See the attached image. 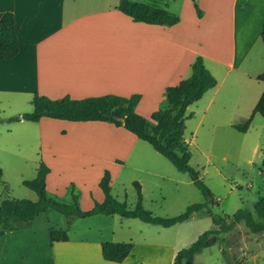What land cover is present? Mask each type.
I'll use <instances>...</instances> for the list:
<instances>
[{
  "label": "crops",
  "instance_id": "obj_1",
  "mask_svg": "<svg viewBox=\"0 0 264 264\" xmlns=\"http://www.w3.org/2000/svg\"><path fill=\"white\" fill-rule=\"evenodd\" d=\"M121 1L0 0V20L8 12L14 15L19 47L15 57L0 59V104L12 107L31 101L32 105L35 94L53 100L139 94L136 112L151 119L154 112L164 109L161 105L165 100L167 103L166 89L191 75L192 64L198 56L203 57L205 66L218 81L201 99L205 100L206 110L213 107L223 88L225 97L236 98V105L243 100L258 102L259 93L264 90L255 83L256 77L264 72L261 39L264 0H194L199 3L203 16L199 18L191 9L189 23L183 13L178 16L168 7L160 6L157 0L159 7L179 17V22L172 26L137 22L119 9ZM189 2L193 1L183 0L185 6ZM207 22L213 27L206 28ZM57 120L44 117L38 122L19 120L10 124L27 121L43 126L55 124ZM113 125L105 124L110 128ZM130 140L132 145L125 154L124 145L119 143L113 156L120 166L140 146L141 139L134 134ZM86 141L89 142L87 138L80 139L73 147L42 141L44 159L57 167L54 174L53 166L45 163L50 168L47 191L51 189L62 197L70 182L77 181L83 192H88L78 177H90L98 158L106 156L97 154L98 144L90 145ZM137 170L167 179L157 172ZM104 172L97 178L94 191L100 203L105 198L99 186ZM138 183L143 194V183ZM115 215L67 219L65 228L61 229L67 231L68 240L63 242L51 241L50 231L54 228L47 227L45 232L35 228L39 216L28 223L11 222L7 229L0 227V264H141L136 258V244L121 263L103 258L102 243L123 242L116 240L112 226L113 229L106 227ZM76 223L80 227H75ZM142 248V260L163 252L158 245L145 244Z\"/></svg>",
  "mask_w": 264,
  "mask_h": 264
},
{
  "label": "rangeland",
  "instance_id": "obj_2",
  "mask_svg": "<svg viewBox=\"0 0 264 264\" xmlns=\"http://www.w3.org/2000/svg\"><path fill=\"white\" fill-rule=\"evenodd\" d=\"M136 1L150 3V0ZM191 1L187 6L183 0H160L159 4L168 7L178 16L183 13L189 23L191 9L198 16L196 5L199 6L197 1ZM207 26L213 27V24L207 22ZM255 83L264 88V82ZM260 92L262 95L264 90ZM224 93L225 88L208 110L204 106L205 100L189 106L185 120L184 137L192 153L190 164L200 171L201 178L216 201L211 211L202 209L189 220L168 228L144 223L140 219L121 218L119 215L108 220L110 225L106 224V227L115 229L116 240L136 244V258L141 264H172L174 253L191 246L203 233L218 229L213 223V216L231 221L232 218L227 217H232L238 210L254 213L255 203L264 197V117L256 114L248 131L239 132L235 126L243 125L250 119L257 101L251 103L243 100L236 105V98L225 97ZM30 102L24 101L12 107L0 104V170L3 174L0 179L1 200H37L36 193L23 182L36 177L42 162L51 164L54 174L57 171L51 161L44 159L42 141L73 147L78 145L76 143L80 139L87 138L89 142L85 143L98 144L97 154L105 153L106 158H98V165L90 168L93 170L90 177H78V182L86 184L88 192H83L77 181L70 182L62 197L50 189L49 195L58 201L71 203L73 196H77L82 209L94 207L98 201V195L94 193L97 178L108 170L112 175V194L117 200L126 202L129 209H134L136 205V181L143 183V205L154 216L170 218L180 215L190 205L206 203L205 197L192 183L189 175L178 171L145 141L140 140V146L132 150L123 166L118 165L113 156L118 151L119 143L124 145V154L132 145V134L124 128L116 129L113 124L112 128L105 126L111 123H73L64 120L43 126L27 121L13 125L7 121L12 116L31 113L33 108ZM166 106L165 100L161 108ZM137 168L163 174L167 179L141 172ZM39 217L35 222L39 232H45L47 227L56 230L65 228L70 218L54 210L41 213ZM77 223L75 227H80ZM215 236L217 242L195 257L196 264H264V232L252 233L244 222H239L230 232ZM145 244L154 247L158 245L163 252L142 260L140 254Z\"/></svg>",
  "mask_w": 264,
  "mask_h": 264
},
{
  "label": "trees",
  "instance_id": "obj_3",
  "mask_svg": "<svg viewBox=\"0 0 264 264\" xmlns=\"http://www.w3.org/2000/svg\"><path fill=\"white\" fill-rule=\"evenodd\" d=\"M157 0L147 2H135L122 0L119 9L137 22L147 24L172 26L179 22V17L172 15L166 9L159 7ZM198 16H202V10L196 5ZM261 39L264 42V26L261 31ZM19 47L15 28V18L12 13H6L0 20V59H11L18 54ZM192 73L188 78L180 81L176 86L166 89L167 106L154 112L149 121L136 112V106L141 95L131 97L118 95H103L85 99H71L64 97L53 100L46 96L35 94L31 113L22 116H13L7 119L9 123L19 120L38 122L44 117L67 120L71 122H108L148 142L154 150L167 158L175 168L187 173L193 184L200 190L206 199V203L193 204L180 215L166 218L154 216L146 210L143 205V194L138 182H134L137 191V202L134 209H129L126 202H121L112 194L111 173L105 170L99 186L104 193L103 202H95L91 210L85 211L80 207L77 196H73V202L63 203L49 195L46 188V178L50 168L42 162L37 176L33 180H26L23 184L34 191L37 200L0 197V227L7 229L11 222L28 223L33 221L43 212L54 210L70 218H87L95 215H114L123 218H135L141 221L159 225L165 228L183 223L189 220L194 213L214 206L216 201L210 188L201 178L199 170L191 166L192 153L186 142L185 120L189 106L202 99V97L218 84L215 76L207 69L202 56H198L192 64ZM256 79L264 82V72ZM259 114L264 117V92L258 100L250 119L235 128L242 133L248 131L253 117ZM120 118L123 121L119 120ZM3 176L0 170V179ZM231 221L219 219L213 216V223L218 229L209 230L191 244L188 248L180 250L173 264H196L195 257L203 250L212 247L217 242L215 235L227 233L233 229L236 223L244 222L247 228L255 234L264 232V197L260 198L254 205V213L246 210H238ZM52 242H63L68 240L67 231L53 229L50 231ZM132 242H104L102 243V255L106 261L121 263L133 251Z\"/></svg>",
  "mask_w": 264,
  "mask_h": 264
},
{
  "label": "water",
  "instance_id": "obj_4",
  "mask_svg": "<svg viewBox=\"0 0 264 264\" xmlns=\"http://www.w3.org/2000/svg\"><path fill=\"white\" fill-rule=\"evenodd\" d=\"M119 120L123 121V119H122V118H120Z\"/></svg>",
  "mask_w": 264,
  "mask_h": 264
}]
</instances>
